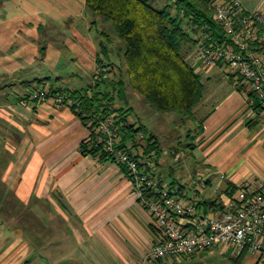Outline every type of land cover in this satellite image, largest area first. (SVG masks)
<instances>
[{"label":"crops","instance_id":"0c3cea01","mask_svg":"<svg viewBox=\"0 0 264 264\" xmlns=\"http://www.w3.org/2000/svg\"><path fill=\"white\" fill-rule=\"evenodd\" d=\"M241 1L264 12V0ZM106 22L86 0H0V208L24 215L23 223L13 214L8 226L0 216V264H174L147 258L162 237L156 220L125 167L83 154L92 132L74 108L30 99L46 85L85 90L103 63L120 65ZM228 75L232 87L197 138L202 160L192 153V178L207 183L198 192L203 204L216 188L232 195L248 178H264V119ZM174 184L194 194L193 183ZM249 257L244 264H257Z\"/></svg>","mask_w":264,"mask_h":264},{"label":"built area","instance_id":"2783aa9c","mask_svg":"<svg viewBox=\"0 0 264 264\" xmlns=\"http://www.w3.org/2000/svg\"><path fill=\"white\" fill-rule=\"evenodd\" d=\"M210 9L223 30L222 37H216L208 25L195 32L192 65L197 71L228 67L225 71L233 75L249 105L264 119V12L246 10L241 0H210ZM107 67L101 66L95 79L107 77ZM49 98L88 116L92 142L127 168L141 204L154 216L162 236L147 258L184 260L225 245L239 255L247 250L257 255V264H264V178H248L232 195L216 188L217 207L206 211L198 197L207 186L205 178H192L194 194L189 195L181 184L166 182L155 174L154 152L142 159L138 153L141 144L121 145L124 123H117L116 114L85 113L82 98L64 89L51 93L41 86L30 96L36 101ZM143 139L145 134L140 132L137 141Z\"/></svg>","mask_w":264,"mask_h":264},{"label":"trees","instance_id":"16d2710c","mask_svg":"<svg viewBox=\"0 0 264 264\" xmlns=\"http://www.w3.org/2000/svg\"><path fill=\"white\" fill-rule=\"evenodd\" d=\"M86 6L91 14L100 16L115 26L117 35L125 43L120 48L124 66H118L119 76L116 81L103 77L85 90H64H71L74 95L82 98L85 113L97 112L103 116L116 114L117 123H124L121 131L122 146L134 143L135 147H139L141 143L137 141V135L143 132L149 143L144 154L139 156L146 157L154 151L158 153L159 142L156 136L146 134L144 124L129 123L127 115L131 107L126 101V104L117 106L116 96L124 99L129 84L157 112H180L185 115V121L195 118L194 107L204 97L205 83L202 74L187 60L189 50L196 45L193 33L205 25L215 31L216 37H222L223 33L213 19L210 0H86ZM187 25H191L192 31L186 29ZM40 50L44 57L46 46L41 45ZM98 61L102 64L101 58ZM103 65L108 66L105 63ZM45 87L51 93L62 90L51 85ZM76 113L78 114L77 111ZM78 115L88 122V116L83 113ZM198 129L199 135L202 123ZM187 131L191 135L192 130ZM190 147L193 148L194 144L191 143ZM81 150L83 154H92L104 161H114L102 146L96 145L92 140L84 141ZM125 170L129 175L127 168ZM172 183L178 181L173 180ZM211 201L206 200L204 204L201 202L206 211L217 207L216 202ZM209 250H205L203 254ZM247 253L246 250L238 254L236 263L243 264Z\"/></svg>","mask_w":264,"mask_h":264},{"label":"rangeland","instance_id":"374dc122","mask_svg":"<svg viewBox=\"0 0 264 264\" xmlns=\"http://www.w3.org/2000/svg\"><path fill=\"white\" fill-rule=\"evenodd\" d=\"M255 2L256 0H248ZM105 30L109 34V41L113 40V54L112 56L118 59L120 56L117 54L118 48H123L125 43L116 32L115 26L111 22L104 23ZM102 23H96L93 31L100 30ZM187 25L186 29L189 31L191 27ZM195 36V33H193ZM107 38L105 41H108ZM121 46V47H120ZM195 46L189 50L187 60L192 64L190 55L194 51ZM117 61L124 66V58L120 57ZM102 66V65H101ZM117 67V70L115 67ZM222 67V66H221ZM217 67L214 71H206L200 69L199 73L202 74L203 81L205 83V93L201 101L194 107L195 118L193 120L185 121V115L178 112L160 113L157 112L141 95L134 90L129 84L125 90V98L116 96V105L120 106L128 102V106L131 107L130 112L127 115L129 123L144 124L145 132L148 135L156 136L159 142V152L154 151L155 163L159 168L158 177L166 182H172L177 180L180 183L189 184L193 182L192 175L194 169L197 167L196 161L192 153H196L199 156V160H202V154L198 148V126L203 122L206 114L210 112L217 102L222 98L223 94L232 87L233 81L229 77L228 72H224L226 67ZM108 73H112L107 80H117L119 76V68L116 65L107 67ZM127 80V77H124ZM103 79L100 75L98 79H95L94 83ZM93 83V84H94ZM127 106V107H128ZM188 129L192 130L191 135H188ZM123 130V129H122ZM197 133V134H196ZM148 141L143 139L141 147L139 148V154H144L145 147L148 145ZM193 143L194 147L191 148L190 144ZM149 155V154H148ZM1 156V154H0ZM142 159H146L148 156H140ZM3 158L2 156L0 157ZM7 213V214H6ZM14 214V213H13ZM6 212L0 208V216L6 219L7 226L11 225V217L22 216L23 212L19 215ZM29 215V214H28ZM34 215V213H33ZM31 217L35 220V216ZM17 219V220H18ZM2 221V219H0ZM0 221V224H1ZM13 221V220H12ZM17 223V222H16ZM24 223V222H23ZM34 223V221H33ZM36 224V223H35ZM33 226V225H32ZM38 226V223L35 225ZM238 256V252L235 249L228 250L225 245L210 249L206 253H201L191 258H185L183 261L175 260L174 264H238L235 259ZM250 252L245 256L243 264L250 259ZM182 261V263H180Z\"/></svg>","mask_w":264,"mask_h":264}]
</instances>
